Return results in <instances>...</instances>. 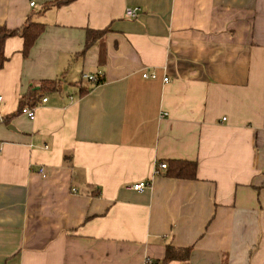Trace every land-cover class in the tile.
I'll list each match as a JSON object with an SVG mask.
<instances>
[{
  "label": "crops",
  "instance_id": "1",
  "mask_svg": "<svg viewBox=\"0 0 264 264\" xmlns=\"http://www.w3.org/2000/svg\"><path fill=\"white\" fill-rule=\"evenodd\" d=\"M51 1L0 0V26H44L27 56L4 43L0 264H155L168 244L191 251L166 264H264V0ZM88 28L108 31L80 53Z\"/></svg>",
  "mask_w": 264,
  "mask_h": 264
},
{
  "label": "trees",
  "instance_id": "2",
  "mask_svg": "<svg viewBox=\"0 0 264 264\" xmlns=\"http://www.w3.org/2000/svg\"><path fill=\"white\" fill-rule=\"evenodd\" d=\"M73 0H54L44 5V8L49 6H61L62 4H67ZM40 12H36L40 14ZM43 24L35 22L32 20L31 16H28L24 23L15 28L9 29L6 26H0V68L3 66L6 61V56L4 54V43L8 37L11 36H20L23 39L22 45V55L27 56L30 48L41 34L43 30ZM108 31V28L103 29H87L86 30V39L84 48L80 53H83L87 50L95 41H97L101 36H103ZM101 78L98 77L95 81H92L94 84H99ZM36 88H30L26 94L21 96L18 101V110L23 106L33 107L36 105L40 98H43V95L59 92L62 87V81L60 79H48L40 80L37 82ZM34 87V86H33ZM86 91V88L83 89ZM16 111V112H17ZM15 112V113H16ZM167 174L177 179H194L196 177V163L194 161L186 160H171L168 162ZM190 247H175L172 245H167L165 249V254L162 259L155 261V264H166L172 260H187L190 256Z\"/></svg>",
  "mask_w": 264,
  "mask_h": 264
},
{
  "label": "built area",
  "instance_id": "3",
  "mask_svg": "<svg viewBox=\"0 0 264 264\" xmlns=\"http://www.w3.org/2000/svg\"><path fill=\"white\" fill-rule=\"evenodd\" d=\"M31 4L33 5V3H31ZM139 14H140V8L139 7H128L125 10V16L128 17V18H131V19L137 18L139 16ZM99 75L100 74H97L95 76L83 75V77L88 79V80L95 81L98 77H100ZM142 77L143 78H155L156 74L154 72H149V71L144 70L143 73H142ZM163 81L167 82L168 78L167 77H163ZM46 100H47L46 97H43L41 99L42 102H45ZM1 101H2V98L0 97V103H1ZM20 114H23V115L27 116L29 119H33L34 116H35L34 108L33 107H29V106H23L20 109ZM159 167L162 168V169H165L167 167V164L166 163H160ZM39 171L42 173V169H40ZM147 185H148V182L139 181L137 183H133L131 185V188L133 190H135V191H141L142 189L147 187Z\"/></svg>",
  "mask_w": 264,
  "mask_h": 264
},
{
  "label": "rangeland",
  "instance_id": "4",
  "mask_svg": "<svg viewBox=\"0 0 264 264\" xmlns=\"http://www.w3.org/2000/svg\"><path fill=\"white\" fill-rule=\"evenodd\" d=\"M65 90H70L69 86H66V87H65Z\"/></svg>",
  "mask_w": 264,
  "mask_h": 264
}]
</instances>
